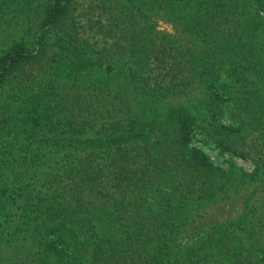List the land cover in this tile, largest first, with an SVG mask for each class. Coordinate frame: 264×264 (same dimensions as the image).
<instances>
[{
    "label": "trees",
    "instance_id": "1",
    "mask_svg": "<svg viewBox=\"0 0 264 264\" xmlns=\"http://www.w3.org/2000/svg\"><path fill=\"white\" fill-rule=\"evenodd\" d=\"M157 11L205 48L173 46ZM196 129L250 172L188 146ZM252 182L264 0H0V264H264L248 207L177 241L191 206Z\"/></svg>",
    "mask_w": 264,
    "mask_h": 264
},
{
    "label": "rangeland",
    "instance_id": "2",
    "mask_svg": "<svg viewBox=\"0 0 264 264\" xmlns=\"http://www.w3.org/2000/svg\"><path fill=\"white\" fill-rule=\"evenodd\" d=\"M164 12L157 11L151 14V22L155 25V29L162 33H169L173 35L172 45L176 47L186 48L193 54H198L205 47L197 41H193L186 31L182 30V26H171ZM177 103L183 101L176 99ZM225 121L223 120L222 123ZM254 138L252 139L253 142ZM250 142V140H248ZM188 146L198 149L208 160L216 167L221 169L231 168L236 171L242 170L250 172L252 166L249 162L244 161L236 156H231L227 152H222L210 140L208 135L199 129L191 132V137L188 141ZM48 164H41L38 174L48 170ZM36 169H38L36 167ZM38 176V178H40ZM35 183L34 186L38 185ZM264 196V189L258 182L246 184L236 191H230L228 197L216 200L214 203H207L204 205L191 206V208L183 215L179 228L178 239L183 244L196 243L200 237L207 232L211 227L222 225L228 220L234 221L239 214L247 210V207L252 210L250 216L247 217L248 223L246 229H250L253 233L262 239L264 245V220L260 219L259 215H264V203L261 198ZM260 219V220H259ZM259 233H256L258 232ZM13 250V246L9 243L0 242V255ZM209 260L212 261L211 258Z\"/></svg>",
    "mask_w": 264,
    "mask_h": 264
}]
</instances>
